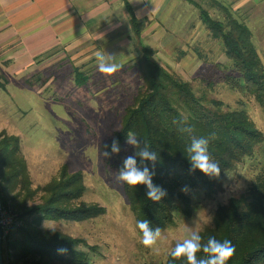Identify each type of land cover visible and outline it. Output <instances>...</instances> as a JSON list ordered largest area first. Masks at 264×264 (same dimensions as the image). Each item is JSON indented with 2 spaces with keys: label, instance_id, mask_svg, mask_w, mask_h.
I'll return each instance as SVG.
<instances>
[{
  "label": "trees",
  "instance_id": "obj_1",
  "mask_svg": "<svg viewBox=\"0 0 264 264\" xmlns=\"http://www.w3.org/2000/svg\"><path fill=\"white\" fill-rule=\"evenodd\" d=\"M126 2L135 31L142 84L133 103L122 115L114 137L122 144L131 131L156 152L158 159L153 183L164 188L167 196L153 202L147 199L144 185L132 187L125 184V190L137 221L146 219L150 227H159L163 231L176 223L179 214L192 215V191L200 190L207 199H215L225 189V173L235 170L259 150L264 159V132L255 125L245 108L211 96L214 81L204 80L205 88L199 90L193 80L162 64L156 49L143 41L141 22ZM201 13L215 39L222 43L229 60L225 65L229 73L221 77L222 80L230 89L253 96L264 110V62L252 31L230 14L227 22H223L213 18L205 9ZM1 79L7 78L0 74ZM77 80L79 85L86 84L83 74H79ZM5 85L1 83L0 86L5 88ZM189 127L192 132L181 131ZM193 137L209 140L208 152L221 169L218 178H209L199 170L190 173L186 148ZM146 163L151 169L152 163ZM262 169V174L248 189L218 205L212 222L199 231L202 244L209 237L232 242L236 251L228 264H264V166ZM183 186H188L187 194L181 192ZM85 190L82 173L70 174L68 168L63 170L60 179L35 188L20 138L2 132L1 204L3 211L15 215V221L4 238L5 264H91V254L96 251V246L60 227L46 226L48 221L83 222L102 215L105 212L103 207L77 205ZM60 248L67 249V252L59 253ZM204 256L202 251L197 253L198 258ZM166 264L187 262L173 259L169 254Z\"/></svg>",
  "mask_w": 264,
  "mask_h": 264
},
{
  "label": "rangeland",
  "instance_id": "obj_2",
  "mask_svg": "<svg viewBox=\"0 0 264 264\" xmlns=\"http://www.w3.org/2000/svg\"><path fill=\"white\" fill-rule=\"evenodd\" d=\"M202 9L219 21L227 22L230 14L244 22L252 31L264 62V0H179L174 5L172 2L168 13L164 10L162 16L141 22L143 41L156 49L162 64L193 80L199 90L205 88L204 80L214 81L211 96L245 108L264 132V110L256 99L230 89L222 80L229 73L225 67L229 60L222 43L204 23ZM131 41L136 49L134 30ZM137 58L138 53L118 52L109 62L122 68L109 76L98 71L97 60L76 62L71 55L56 56L47 62L41 78L33 76L30 82L25 81L28 84L15 78L9 92L0 86V135L6 132L20 138L34 187L60 179L68 168L70 174L80 172L84 177L86 190L77 205L104 208L102 215L83 222H46V226L60 227L96 246L91 264H166L170 250L187 232L199 233L209 225L218 205L248 189L263 171L264 159L259 150L224 174L225 189L215 199H207L200 190L191 192L192 215L179 214L176 223L162 231L155 246L158 252L144 247L125 183L115 179L123 159L133 155L136 148L125 141L111 159L102 156L103 144L111 142L142 84ZM0 74L3 75L1 70ZM77 74H83L86 84H78ZM4 81L1 79L0 85ZM5 212L15 218L11 212Z\"/></svg>",
  "mask_w": 264,
  "mask_h": 264
},
{
  "label": "crops",
  "instance_id": "obj_3",
  "mask_svg": "<svg viewBox=\"0 0 264 264\" xmlns=\"http://www.w3.org/2000/svg\"><path fill=\"white\" fill-rule=\"evenodd\" d=\"M127 1L140 22L162 16L172 2L179 3ZM133 30L126 0H0L4 91L9 92L13 80L28 84L25 81L33 76L41 78L47 62L56 56L71 55L76 62H88L96 60L97 51L114 57L121 51L137 54L132 47Z\"/></svg>",
  "mask_w": 264,
  "mask_h": 264
},
{
  "label": "clouds",
  "instance_id": "obj_4",
  "mask_svg": "<svg viewBox=\"0 0 264 264\" xmlns=\"http://www.w3.org/2000/svg\"><path fill=\"white\" fill-rule=\"evenodd\" d=\"M98 61V71L100 73L111 76L122 68V65L109 62L114 60V56H105L104 53L97 51L95 53ZM181 131L192 132V128H185ZM126 143L134 146L136 151L133 155L125 157L122 166L117 170L115 179L129 186L137 187L144 185L146 187V197L153 202H159L167 196V191L159 185L153 183L155 175V164L158 159L156 152L150 149L146 141L139 139L135 133L129 131L126 137ZM209 140L204 137H193L191 143L187 146L188 160L191 168L190 173L199 170L209 178H218L221 173L220 166L216 163L208 152ZM104 151L102 156L111 159L114 154L120 152L119 140L112 138L111 143L103 144ZM139 158V161L137 160ZM146 162L152 163L150 169ZM188 186H183L181 192L187 194ZM139 230L140 243L153 251L158 252L155 247L158 240L161 239L162 230L159 227L153 229L150 227L148 220H140L136 223ZM201 236L197 231H189L181 241H178L174 248L170 250V256L173 259H185L187 264H228V261L235 253V247L228 239L223 241L217 240L215 237H209L205 244L201 243ZM203 252L205 256L198 258L197 253ZM58 252L65 254L67 249L60 248Z\"/></svg>",
  "mask_w": 264,
  "mask_h": 264
},
{
  "label": "water",
  "instance_id": "obj_5",
  "mask_svg": "<svg viewBox=\"0 0 264 264\" xmlns=\"http://www.w3.org/2000/svg\"><path fill=\"white\" fill-rule=\"evenodd\" d=\"M2 204H1V195H0V264H5L4 260V252H3V244H4V238H5V229L2 222Z\"/></svg>",
  "mask_w": 264,
  "mask_h": 264
},
{
  "label": "built area",
  "instance_id": "obj_6",
  "mask_svg": "<svg viewBox=\"0 0 264 264\" xmlns=\"http://www.w3.org/2000/svg\"><path fill=\"white\" fill-rule=\"evenodd\" d=\"M2 222L5 229V235L9 232L14 223V217L9 216L5 211L2 212Z\"/></svg>",
  "mask_w": 264,
  "mask_h": 264
}]
</instances>
